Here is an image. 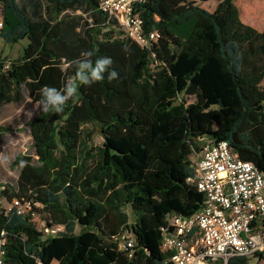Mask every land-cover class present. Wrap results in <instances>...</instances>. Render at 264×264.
Here are the masks:
<instances>
[{"label":"trees","instance_id":"trees-1","mask_svg":"<svg viewBox=\"0 0 264 264\" xmlns=\"http://www.w3.org/2000/svg\"><path fill=\"white\" fill-rule=\"evenodd\" d=\"M101 2L0 0V39L9 45L28 40L21 57L0 59V108L22 102L25 93L37 103L45 85L79 84L70 62L85 51L93 62L110 57L108 71L119 74L109 81L105 72L103 80L79 85L62 112L29 122L35 155L15 157L16 186L12 192L0 187V200H34L45 225L65 230L46 237L37 217L0 204L5 264H166L161 229L167 218L193 216L205 201L187 184L200 140L226 141L241 160L264 171V93L258 90L264 29L244 24L235 0H223L214 12L194 6L173 13L166 11L168 0H151L135 8L145 31L161 34L148 55ZM189 21L194 28L187 38L172 32ZM95 133L100 146H90ZM127 207L135 219L133 258L120 249L131 228ZM252 257L264 260V252L228 264H249Z\"/></svg>","mask_w":264,"mask_h":264},{"label":"built area","instance_id":"built-area-1","mask_svg":"<svg viewBox=\"0 0 264 264\" xmlns=\"http://www.w3.org/2000/svg\"><path fill=\"white\" fill-rule=\"evenodd\" d=\"M151 0H102L100 8L115 18L127 37L148 55L158 45L161 34L146 32L135 12ZM3 23L0 19V29ZM187 184L205 197L202 207L190 217L171 215L162 230V252L166 264H228L239 257L264 252V171L241 160L226 141L206 142ZM42 205L34 200L12 198L7 212L21 217H37ZM64 226L44 224L42 232L54 238ZM120 249L129 258L136 253V238L128 230ZM121 243V241H120ZM6 233L0 237V264H5Z\"/></svg>","mask_w":264,"mask_h":264},{"label":"rangeland","instance_id":"rangeland-1","mask_svg":"<svg viewBox=\"0 0 264 264\" xmlns=\"http://www.w3.org/2000/svg\"><path fill=\"white\" fill-rule=\"evenodd\" d=\"M222 2L223 0H209L207 2H203L202 0H168L166 11L168 13H173L182 8L198 6L209 12H214ZM234 4L237 6L240 17L245 24L254 27L257 30L264 29V0H235ZM193 28L194 22L189 21L177 25L172 29V32L179 38H187L192 33ZM27 46V39L14 45H9L0 39V59L11 61L19 58L22 56L23 50ZM258 90L264 93V79L258 84ZM188 101L193 102L194 99L188 98ZM36 105L37 103L28 98L25 93V98L22 102L9 104L0 108V127L6 129L5 132L0 133V157L7 156L9 158L8 163H0V187L2 189L7 188L10 192L14 191L18 179L17 170L11 169V163L15 157L18 155L34 157L35 155L29 122L41 114ZM29 113H31V115H29ZM89 130L92 134L94 133L92 127L89 128ZM102 142L103 139L101 136L95 133L90 141V146H100ZM206 142L208 141L205 138L199 141L201 148ZM199 157L200 153L192 157L191 162L193 168ZM178 196L179 194H176L172 198L175 199ZM161 200L162 196L159 195L154 198L155 203H159ZM9 203V199L2 198L0 200L3 209L9 208ZM124 211L129 217V226L131 227L135 223L131 209L127 207ZM34 223L36 228L39 231H42L44 223L42 222L41 214L34 220ZM126 232L127 231H125L122 236L128 235ZM128 232L129 236L135 237L132 227L128 229ZM122 241L123 240H121L120 245L122 244ZM249 264H264V260L252 257Z\"/></svg>","mask_w":264,"mask_h":264},{"label":"clouds","instance_id":"clouds-1","mask_svg":"<svg viewBox=\"0 0 264 264\" xmlns=\"http://www.w3.org/2000/svg\"><path fill=\"white\" fill-rule=\"evenodd\" d=\"M93 53L91 51H85L81 53L83 59L70 62V66L74 65L76 68L77 81H72L69 79L65 83L62 89L55 87H49L47 85L43 86L39 90L41 99L37 101V108L41 113H60L63 111V107L67 102L76 95L79 85L90 86L93 83L99 82L104 79V73L108 72V80L112 81L118 78V73L115 70L108 71L112 64L110 57H100L94 62L91 57ZM91 68L92 71L88 74H85L82 69ZM31 115V113H29ZM9 158L7 156L0 157V163H8ZM26 164V161L20 162V167L23 168Z\"/></svg>","mask_w":264,"mask_h":264},{"label":"crops","instance_id":"crops-1","mask_svg":"<svg viewBox=\"0 0 264 264\" xmlns=\"http://www.w3.org/2000/svg\"><path fill=\"white\" fill-rule=\"evenodd\" d=\"M242 20V19H241ZM244 23V22H243ZM245 24V23H244ZM247 25V24H246ZM249 26V25H248ZM254 28V27H253ZM258 31H262V30H258ZM217 264H223V262H219Z\"/></svg>","mask_w":264,"mask_h":264}]
</instances>
